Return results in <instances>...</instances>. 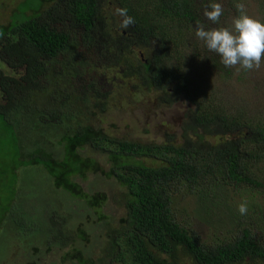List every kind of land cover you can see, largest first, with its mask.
<instances>
[{
  "label": "trees",
  "instance_id": "16d2710c",
  "mask_svg": "<svg viewBox=\"0 0 264 264\" xmlns=\"http://www.w3.org/2000/svg\"><path fill=\"white\" fill-rule=\"evenodd\" d=\"M99 1L43 0L40 9L15 10L11 21L0 25V60L15 74L0 69V189L7 192L0 193V234L4 226L18 234L37 228L18 210L26 206L23 199L18 205L15 201L22 169L38 166L55 189L86 201L98 215L94 224L108 226L99 211L106 195L85 193L78 183L88 172H101L126 189L125 218L106 238L100 236L102 248L94 247V252L101 255L93 259L85 253L92 239L83 221L73 234L57 208L49 211L47 222L57 230L54 241L62 242L67 258L82 264H264V239L258 235L264 233V211L259 204L248 202L246 215L235 208L242 228L220 244L205 241L180 221L174 204L186 190L228 186L221 190L231 198L264 191V121L227 113L194 88L197 73L189 72L187 62L196 63L197 57L185 54V43L212 0H116L135 21L127 36L105 23ZM95 44L104 45L112 57L107 60L111 69L126 64L125 76L141 81L133 89L159 93L166 106L183 97L193 105L184 115L179 143L174 137L164 144L116 140L92 126L93 118L105 112L109 92L96 91L94 81L77 93L68 86L77 78L85 80L86 69L94 68L89 56ZM209 61L225 75L232 73L219 56ZM49 86H54L52 94H45ZM243 129L246 134L240 133ZM207 136L221 141L212 145L205 142ZM52 139L62 147L60 157L45 147ZM86 147L107 153L112 167L105 171L91 156H83ZM235 198L233 207L241 203Z\"/></svg>",
  "mask_w": 264,
  "mask_h": 264
},
{
  "label": "rangeland",
  "instance_id": "374dc122",
  "mask_svg": "<svg viewBox=\"0 0 264 264\" xmlns=\"http://www.w3.org/2000/svg\"><path fill=\"white\" fill-rule=\"evenodd\" d=\"M212 1L221 3L224 9L219 23L214 24L207 20L203 15L205 10L203 8L201 21L195 24L196 26L191 31V35H188L185 43L188 46L185 54L191 59L194 58V55L197 57L196 63L187 62L189 72H193V75L197 73V76L194 77V88H200L203 97H210V100L222 106L227 113L239 114L243 118L253 117L258 122H262L264 121V60L261 61V67L258 70L236 71L234 68H229L232 73L227 76L219 67H213L209 61V57L217 58L218 55L208 51L204 42L195 36L198 24L204 25L206 30L219 27L230 28L233 18L238 15L234 7L236 0ZM212 1L209 3H213ZM42 3L43 0H0V25H7L15 10L16 14L30 9L38 10ZM243 3L246 5L248 15L264 22V0H243ZM46 7L44 8L46 9ZM116 9H120L116 0H104L101 3L105 23L120 28V32L124 30L123 34L127 36L128 27H121L123 18L116 14ZM91 50L93 52L91 57L89 56V61L92 63L90 65L95 64L96 66L88 67L85 80L75 79L73 87L71 84L68 86V91L77 93L81 91L85 83L94 81L97 86L96 91L109 92L104 100L107 104L106 110L102 113L99 112L93 118L92 126L104 130L107 136L116 140L141 144H164L174 137L173 142L179 143L184 135L185 125L183 124L187 121L184 115L189 113L193 105L185 97L174 105L166 106L159 93L142 91L139 94H133L136 89H133L132 86L134 84L141 85V81L126 77L122 66L111 69L109 65L112 62L108 63L107 60H112V57L104 45L95 44ZM103 52L106 54L105 56ZM199 62L200 64H198ZM0 69L8 75H15L1 60ZM125 80H129L127 86H123ZM51 84H54V79H51ZM52 89L54 86H49V90L45 94H52ZM54 132L56 131L50 134H54ZM240 133L246 134V130L243 129ZM26 140L29 144L30 139L26 138ZM56 140L52 139L55 146L51 144L45 145V147L60 157L63 150ZM204 140L212 145H217L221 141L220 138L209 136ZM81 154L87 157L91 156L105 171L112 167L109 164L107 153L86 147L84 153ZM139 160L148 166L154 165L150 159L141 158ZM135 161L136 159L132 160V162ZM19 183V198L15 203L18 205L19 201L23 199L26 206L20 205L18 210L25 213L22 217L24 220H33L37 228L32 233L18 234L8 226H4L2 234H0V264H82L67 258V252L63 250L62 242L59 244V241H54L57 230L46 219L53 209L57 208V211L67 218L66 230H70L73 234L80 222L83 221L85 224L83 228L92 239V243L88 245L89 248L85 253L87 256H92L93 259H97L101 255L94 252V247L102 248L100 236L103 235L106 238L110 229L121 227L120 219L125 218L126 189L114 177H107L101 172H88L78 180V183L85 193L92 195L102 192L106 195L107 200L99 211L108 219V226L101 222L94 224V221H99L98 215L94 214V210L87 208L86 201L76 199L61 189H55L51 178L39 166L22 169ZM220 187L215 186L211 191L207 189H198L193 192L186 190L174 201V204L178 206L177 217L180 221L195 228L205 241L219 244L232 238L242 228L234 215L235 208L237 209L232 206L235 197L231 198L228 191L221 190L228 186ZM4 191V189H0V193L6 195V191ZM253 194L255 195L252 196ZM240 197L235 199L238 202L245 200L247 203L255 202L264 211V191L250 193L245 191ZM260 231H258L259 238L264 239V233ZM78 242L83 246L80 240Z\"/></svg>",
  "mask_w": 264,
  "mask_h": 264
},
{
  "label": "clouds",
  "instance_id": "9594fccd",
  "mask_svg": "<svg viewBox=\"0 0 264 264\" xmlns=\"http://www.w3.org/2000/svg\"><path fill=\"white\" fill-rule=\"evenodd\" d=\"M234 7L238 13L232 20L231 27H219L206 30L198 24L195 36L204 42L208 51L216 53L226 68L236 71H252L261 67L264 60V22L247 14L243 0H237ZM224 9L221 3L208 5L203 15L207 20L218 24ZM116 14L123 17L121 27L127 28L135 23L134 18L127 15V9H116ZM241 215L248 212L247 201L237 206Z\"/></svg>",
  "mask_w": 264,
  "mask_h": 264
},
{
  "label": "flooded vegetation",
  "instance_id": "af4514ba",
  "mask_svg": "<svg viewBox=\"0 0 264 264\" xmlns=\"http://www.w3.org/2000/svg\"><path fill=\"white\" fill-rule=\"evenodd\" d=\"M102 1H104V0H100L99 1V7H100V12L102 13V15L104 14V12H103V10H101V3H102ZM140 57L143 59L144 58V55H140ZM124 70H125V72H126V70L128 69V67H127V65L125 64V66H124V68H123ZM128 77V76H127ZM128 83V81L127 80H125V83L123 84V85H125V84H127ZM133 94H139V88H137L136 90H135V93H133ZM78 263H79V261H77Z\"/></svg>",
  "mask_w": 264,
  "mask_h": 264
}]
</instances>
